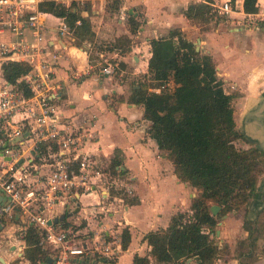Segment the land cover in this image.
I'll return each mask as SVG.
<instances>
[{"label":"crops","instance_id":"1","mask_svg":"<svg viewBox=\"0 0 264 264\" xmlns=\"http://www.w3.org/2000/svg\"><path fill=\"white\" fill-rule=\"evenodd\" d=\"M210 1L214 5L216 0ZM220 1L223 4L230 0ZM237 1L242 9L243 0ZM199 2L205 0H93L86 2V10L81 12L91 25L89 37L83 42L89 45L88 51L83 43L81 48L56 34L48 35L57 45L59 56L55 81L60 86V112L70 127L87 137V151L117 156L122 177L130 179L134 188L130 199L133 205L124 204L122 210L116 202L109 208L112 224H120L116 231L127 229L130 236L127 249L112 264H132L135 256H148L146 234L165 229L170 218L188 210L197 195L196 190L177 179L166 154L148 137L149 123L143 119V108L127 103L132 88L147 74L152 40L165 38L178 29L193 46L197 39L200 41L199 52L212 58L222 89L231 96L235 129L242 136L235 145L245 150L257 148L264 154V25L248 30L243 28L241 16L231 14L225 27L218 28L212 22L208 30H201L184 16L191 3ZM258 3L264 5V0ZM121 10L126 13L124 20L119 17ZM129 16L139 24L133 34L127 25ZM121 36L130 40L127 51L95 52L99 58L107 56L118 63L117 75L104 76L97 65L90 64L89 53L97 43L112 44ZM73 207L65 220L78 227L80 233H84L81 222L90 227L92 218L84 219L89 212L104 208L97 194L81 196ZM215 219L213 240L221 255L214 264H264V172L257 179L247 207L224 216L218 214ZM244 222H249L250 231L244 230ZM10 246L8 252L14 250V244ZM6 249L4 244L1 261L29 264L24 258L14 261L13 255L6 259L1 254ZM150 264L154 263L150 260Z\"/></svg>","mask_w":264,"mask_h":264},{"label":"built area","instance_id":"2","mask_svg":"<svg viewBox=\"0 0 264 264\" xmlns=\"http://www.w3.org/2000/svg\"><path fill=\"white\" fill-rule=\"evenodd\" d=\"M91 1L0 0V250L6 244L8 252L14 244V250L8 252L14 261L24 258L29 229L39 235V245L49 251L51 264H112L122 251L120 232L113 227L97 236L89 228L80 233L65 220L81 196H99L102 211L89 212L84 218L96 220L109 218V208L116 202L123 210L134 192L131 180L122 177L119 167L111 168L115 157L87 151V137L69 126L58 106L60 86L55 69L59 56L48 35L56 34L74 44V29L80 23L71 29L66 19L42 11L41 6L51 3L68 10L72 4L84 7ZM257 6L255 14H245L237 0L212 5L217 16H241L242 26L248 30L264 25V5ZM119 17L124 20L126 13L121 10ZM100 58L104 64L101 74L112 76L119 67L117 61ZM10 65L26 66L28 71L10 82L6 78ZM172 88L168 82L151 91ZM15 243L23 247L15 248ZM0 264L11 262L0 259Z\"/></svg>","mask_w":264,"mask_h":264},{"label":"trees","instance_id":"3","mask_svg":"<svg viewBox=\"0 0 264 264\" xmlns=\"http://www.w3.org/2000/svg\"><path fill=\"white\" fill-rule=\"evenodd\" d=\"M258 1L243 0V12L255 14ZM230 2L233 4L235 0ZM211 4L210 0L191 3L184 16L201 30H208L210 23L224 19L214 13ZM41 10L66 19L71 29L80 23L73 33L75 46H82L88 39L91 25L87 17L81 16L86 8L72 4L66 10L46 3ZM127 25L130 34L139 27L133 16L128 17ZM129 45L127 36L119 37L112 44L97 43L91 52L94 56L88 57L89 62L92 64L97 59L96 51L125 52ZM149 45L147 74L132 88L127 103L143 108V119L149 123L148 137L166 154L177 179L196 190L197 195L188 210L170 218L165 229L146 234L148 256H135L132 264H150V260L154 264H187L188 261L214 264L221 251L213 240L217 221L209 207L219 206L220 216L247 207L257 179L264 172V154L257 148L245 150L235 145L242 136L235 129L231 96L224 93L209 55L196 52L178 29L170 31L165 38L152 40ZM27 71L26 66L10 65L6 78L14 82ZM168 82L173 84L171 90L151 91ZM120 166L121 161L115 156L111 168ZM126 204L133 205L134 201L128 200ZM244 230L250 231L249 222H244ZM119 236L121 250H126L130 242L127 229H122ZM39 241L37 232L29 229L24 238V259L29 264H44L48 258L49 251L43 250Z\"/></svg>","mask_w":264,"mask_h":264},{"label":"rangeland","instance_id":"4","mask_svg":"<svg viewBox=\"0 0 264 264\" xmlns=\"http://www.w3.org/2000/svg\"><path fill=\"white\" fill-rule=\"evenodd\" d=\"M213 4L215 6H221V1L220 0H216L215 2H213ZM226 19L224 18L223 20H220L217 23V27L221 28V27H225V23ZM81 47V46H80ZM89 56H94L91 52L89 53ZM107 57V56H106ZM97 59L94 60V62L92 63L93 65H97V67L99 69L102 68V66H104V64H102V61L99 57L96 56ZM93 61V60H92ZM116 61V59H115ZM107 62L110 63L112 66H114V63L111 59H107ZM117 75V70L114 71L113 75ZM91 224L89 227V230L93 233L98 235H101L103 232H106L107 230H109V228L112 226L113 227V231L117 230V225L116 224H112V220L110 218H103L102 216H100L99 218H97L96 220H90ZM101 224V225H100ZM81 225L83 226L81 229L85 232H87V227H86V223L85 222H81ZM86 228V230H85ZM1 254H4L3 256H5L6 259H8L9 257V253H7L6 251L1 252Z\"/></svg>","mask_w":264,"mask_h":264},{"label":"water","instance_id":"5","mask_svg":"<svg viewBox=\"0 0 264 264\" xmlns=\"http://www.w3.org/2000/svg\"><path fill=\"white\" fill-rule=\"evenodd\" d=\"M194 47H195V51L199 52V50H200V41L198 39L194 43ZM0 200H1V198H0ZM220 210H221V208L219 206H217V205H211L209 207V212H210L211 216H213V217L217 216L219 214ZM63 220H64V216H62L60 218V221H63ZM1 229H2V225L0 223V230ZM51 263H52L51 259H46V262L44 264H51Z\"/></svg>","mask_w":264,"mask_h":264}]
</instances>
